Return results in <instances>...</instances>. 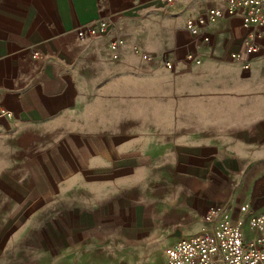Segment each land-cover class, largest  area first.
I'll return each mask as SVG.
<instances>
[{
  "label": "crops",
  "instance_id": "1",
  "mask_svg": "<svg viewBox=\"0 0 264 264\" xmlns=\"http://www.w3.org/2000/svg\"><path fill=\"white\" fill-rule=\"evenodd\" d=\"M211 8L223 12L202 28L203 43L185 23ZM244 15L222 0H0V144L15 163L7 175L21 178L15 191L29 203L62 192L35 241L90 240L98 256L112 241H172L165 261L211 208L233 219L243 206L264 213V70L246 55ZM101 21L105 35H77ZM120 39L114 60L108 45ZM162 59L210 71L162 72ZM195 78L204 83L181 86Z\"/></svg>",
  "mask_w": 264,
  "mask_h": 264
},
{
  "label": "built area",
  "instance_id": "2",
  "mask_svg": "<svg viewBox=\"0 0 264 264\" xmlns=\"http://www.w3.org/2000/svg\"><path fill=\"white\" fill-rule=\"evenodd\" d=\"M161 4L171 6L188 0H158ZM223 8L230 14L242 11L243 28L246 31L244 46L246 55L259 62L264 70V0H222ZM222 9H208L204 16L188 19L185 30L195 39L207 43L208 37L201 34L202 28L215 24L222 16ZM109 24L101 21L95 28L78 31L80 38L105 35ZM120 39L109 43L111 57L118 59ZM142 61L151 62L154 56L141 53L133 48ZM232 60H240L238 54L231 55ZM188 62L200 64L196 56L188 55ZM242 68L249 69V61L243 60ZM168 71L174 69L172 62H164ZM9 116V114H7ZM164 264H264V213H251L247 207L239 209V216L233 219L230 211L215 207L208 210L204 218V228L199 234L180 239L171 244L165 252Z\"/></svg>",
  "mask_w": 264,
  "mask_h": 264
},
{
  "label": "rangeland",
  "instance_id": "3",
  "mask_svg": "<svg viewBox=\"0 0 264 264\" xmlns=\"http://www.w3.org/2000/svg\"><path fill=\"white\" fill-rule=\"evenodd\" d=\"M134 47L141 53H146L139 47ZM154 58L153 61H156L157 57L154 56ZM160 62L164 63L167 60L162 59ZM189 66L186 65V69L181 71L174 69L168 71L160 63L154 65L155 69L159 68L160 71L167 73L210 71ZM180 83L183 88H186V85H194L196 88L204 82L195 78L191 81L183 80ZM4 147V144H0V154H2L0 155V264H30L31 262L33 264H164V250L172 241L165 242L145 237L112 241L108 242L109 248L102 256L94 255V250L90 249L94 242L90 240L66 241L55 237L42 242L35 241L34 236L46 226V221L51 220L49 215L52 213V205L62 204V200L58 198V195L61 198L62 192L54 193L53 198L48 197L50 200L47 203L46 201L29 203L28 199L25 201L24 199L29 197L30 193L15 191L17 187L13 182L21 178L7 175L9 166L13 167L15 163L5 160ZM5 163H7L6 167ZM56 188L60 189V186ZM88 191L90 195L95 194L90 189ZM67 199L82 203V207L91 204L88 198L75 194L69 195ZM99 250L97 252L100 254Z\"/></svg>",
  "mask_w": 264,
  "mask_h": 264
}]
</instances>
